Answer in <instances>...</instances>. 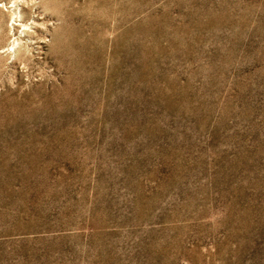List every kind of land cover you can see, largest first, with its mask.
<instances>
[{
	"label": "rangeland",
	"instance_id": "1",
	"mask_svg": "<svg viewBox=\"0 0 264 264\" xmlns=\"http://www.w3.org/2000/svg\"><path fill=\"white\" fill-rule=\"evenodd\" d=\"M0 264H264V0H0Z\"/></svg>",
	"mask_w": 264,
	"mask_h": 264
}]
</instances>
